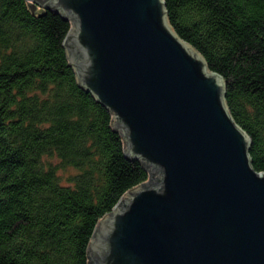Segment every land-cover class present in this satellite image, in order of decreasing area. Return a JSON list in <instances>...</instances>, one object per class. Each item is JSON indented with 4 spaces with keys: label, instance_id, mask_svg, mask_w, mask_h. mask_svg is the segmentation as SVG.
<instances>
[{
    "label": "water",
    "instance_id": "95a60500",
    "mask_svg": "<svg viewBox=\"0 0 264 264\" xmlns=\"http://www.w3.org/2000/svg\"><path fill=\"white\" fill-rule=\"evenodd\" d=\"M26 1L71 22L78 85L149 175L96 223L88 264H264V171L225 80L173 30L164 0Z\"/></svg>",
    "mask_w": 264,
    "mask_h": 264
},
{
    "label": "trees",
    "instance_id": "16d2710c",
    "mask_svg": "<svg viewBox=\"0 0 264 264\" xmlns=\"http://www.w3.org/2000/svg\"><path fill=\"white\" fill-rule=\"evenodd\" d=\"M210 70L264 171V0H164ZM71 22L0 0V264H88L96 223L148 171L124 153L112 114L80 87Z\"/></svg>",
    "mask_w": 264,
    "mask_h": 264
},
{
    "label": "rangeland",
    "instance_id": "374dc122",
    "mask_svg": "<svg viewBox=\"0 0 264 264\" xmlns=\"http://www.w3.org/2000/svg\"><path fill=\"white\" fill-rule=\"evenodd\" d=\"M149 176V175H148Z\"/></svg>",
    "mask_w": 264,
    "mask_h": 264
}]
</instances>
